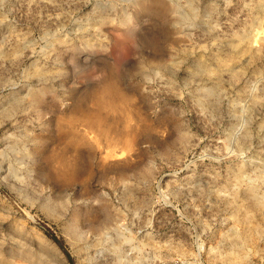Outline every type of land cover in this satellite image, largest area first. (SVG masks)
Listing matches in <instances>:
<instances>
[{
	"label": "rangeland",
	"instance_id": "1",
	"mask_svg": "<svg viewBox=\"0 0 264 264\" xmlns=\"http://www.w3.org/2000/svg\"><path fill=\"white\" fill-rule=\"evenodd\" d=\"M0 264H264V0H0Z\"/></svg>",
	"mask_w": 264,
	"mask_h": 264
},
{
	"label": "bare ground",
	"instance_id": "2",
	"mask_svg": "<svg viewBox=\"0 0 264 264\" xmlns=\"http://www.w3.org/2000/svg\"><path fill=\"white\" fill-rule=\"evenodd\" d=\"M109 82V81H108ZM122 89L120 88L119 91ZM119 91L116 88V85L113 83H109L107 85H103L100 87V90L95 94L94 99L97 101L98 105L102 108L108 109L110 111H114L118 109V101H124L126 100L127 95H123L119 93ZM123 92V91H122ZM129 102V101H128ZM122 104V103H121ZM121 106V105H119ZM122 110V108H121ZM101 121V120H100ZM92 124H97L99 126V122L96 120L91 119ZM90 122V123H91ZM102 122V121H101ZM90 124V125H92ZM89 125V124H88ZM92 125V126H93ZM100 127V126H99ZM102 127V126H101ZM101 129V128H100ZM76 139V138H75ZM74 140V139H73ZM79 140V139H78ZM74 144V142H71ZM75 145V144H74ZM78 146V145H77ZM64 160V159H63ZM62 163V162H61Z\"/></svg>",
	"mask_w": 264,
	"mask_h": 264
}]
</instances>
